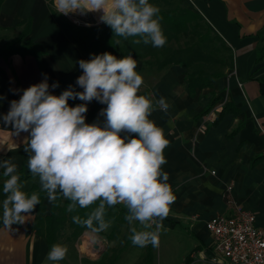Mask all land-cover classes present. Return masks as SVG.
<instances>
[{
  "label": "crops",
  "instance_id": "crops-1",
  "mask_svg": "<svg viewBox=\"0 0 264 264\" xmlns=\"http://www.w3.org/2000/svg\"><path fill=\"white\" fill-rule=\"evenodd\" d=\"M181 3L200 13L225 41L232 53L227 70L212 85L192 90L189 70L183 64L146 70V58L132 57L137 60L136 71L143 80V74L148 79L144 80L146 94H151L153 101L163 97L169 105L166 112L157 106L150 116L170 142L164 151L167 163L163 170L169 174L176 199L162 223L172 230L178 225L190 232L195 241L191 258L205 262L209 249L211 262L217 264L207 219L217 213L232 214L239 206L254 212L257 225L264 226V0ZM91 15L92 21L88 14H57L54 0H0V52L13 41L18 46L29 43L34 50L0 56V96L4 97L0 114H6L10 101L22 94L11 89L39 83L43 74L50 85L59 82L58 88L50 89L53 94L59 95L69 85L82 91L75 84L82 74L77 62L91 55L74 39L73 28L79 25L73 21L91 26L102 23L97 13ZM140 94L144 95L143 85ZM80 103L84 102L69 100L71 106ZM104 107L95 100L90 102L86 121L95 122ZM28 135H14L11 125L0 120V161L12 159L27 193L41 189L27 167L23 142ZM3 171L0 168L1 220L2 189L7 179ZM43 203L45 215H50L52 203L46 194ZM36 215L34 209L24 224L13 225L11 231L0 224V264H52L47 260L50 245L34 227Z\"/></svg>",
  "mask_w": 264,
  "mask_h": 264
},
{
  "label": "clouds",
  "instance_id": "clouds-1",
  "mask_svg": "<svg viewBox=\"0 0 264 264\" xmlns=\"http://www.w3.org/2000/svg\"><path fill=\"white\" fill-rule=\"evenodd\" d=\"M54 8L65 16L100 13V22L116 36L133 38V44L161 48L167 42L159 22L160 9L149 0H54ZM77 63L82 74L75 84L82 91L69 85L59 95L53 94L50 89L58 88L59 82L50 85L43 74L39 83L11 89L22 94L10 101L0 120L11 125L14 135L29 134L23 142L27 167L50 203L62 197L69 201V212L97 204L86 219L73 217L93 233L109 228L106 208L123 205L125 220L132 225V244L158 247L162 222L176 197L163 170L170 142L150 116L157 106L166 112L169 105L163 97L153 101L151 94H140L144 80L131 54L122 58L109 52L91 54ZM77 99L84 103L69 104ZM94 100L106 107L95 122L87 123L88 104ZM0 168L7 178L2 189V222L11 231L13 225L25 223L40 197L23 190L11 158L0 161ZM136 222L142 230L134 226ZM67 252L66 246L54 244L47 260L59 264Z\"/></svg>",
  "mask_w": 264,
  "mask_h": 264
},
{
  "label": "trees",
  "instance_id": "trees-1",
  "mask_svg": "<svg viewBox=\"0 0 264 264\" xmlns=\"http://www.w3.org/2000/svg\"><path fill=\"white\" fill-rule=\"evenodd\" d=\"M162 1L166 0H149L150 3L160 9L159 22L162 31L167 38L166 44L161 48L153 47L151 44L145 45L142 42L140 44H133V38L125 40L123 37L116 36L113 34L111 28L103 23L92 25L90 27L82 26L73 28L74 39L90 55H99L104 52H109L119 58L127 56L129 54L134 57H146L149 54L154 53H156V56L158 54H162L161 59L160 57H155V60L158 62V66L160 68L168 64L178 63H181L188 68L189 71L187 72V78L189 80V85L192 90L197 87L203 88L212 85V81L223 74L221 70L214 69V65H216V62H222L223 64H228L229 66L232 64V53L229 47L219 35L214 33V36L221 40L225 48L229 50V54L227 57H218L217 59L213 58L211 52L204 49L205 46L208 45L209 41H211V33H213V31L211 30L204 17L200 13L188 7H185L181 3V0H177L180 2L179 5L183 6L185 11L188 12L191 16L196 17L199 20H204L205 24L207 25V33H202V31H200V26L198 25V22H196V26L198 27V29L194 26V31L197 34L195 36H198V38L200 39L202 47H192L190 45L188 47L185 46L182 48H171L168 43L173 39L177 40L179 34L185 28L186 22L182 19L179 14H176V11L178 13L177 9L175 10L171 7L164 9L159 7ZM16 42L17 41L11 42L6 51L0 52V56L10 55L15 52L32 53L34 51L31 47H29V45L26 44L18 46L16 45ZM210 107L211 106L208 105L205 110L208 111ZM86 122L88 123L89 121ZM257 158H259V156L256 157V159ZM19 176L21 180L23 176ZM33 192L37 193L40 197V204L35 207L37 215L34 227L36 228L37 232L43 234L46 237L50 248L52 247V245L58 244V240L64 230V225L67 223H74V216L85 218L92 210H94L93 207H89L84 209L77 208L76 211L69 212L67 210V205L69 201L60 197L57 199V201L51 204V214L45 215L46 206L43 203V199L46 193L41 189H37L36 191H31L28 194H31ZM115 208L116 206L112 208H106V213L108 212L110 214H113L112 210ZM117 211L127 213L125 212L127 210L124 207L119 208ZM1 223L2 220L0 219V224ZM86 228L87 227L85 226L82 230ZM147 264H150V262L148 261Z\"/></svg>",
  "mask_w": 264,
  "mask_h": 264
},
{
  "label": "rangeland",
  "instance_id": "rangeland-1",
  "mask_svg": "<svg viewBox=\"0 0 264 264\" xmlns=\"http://www.w3.org/2000/svg\"><path fill=\"white\" fill-rule=\"evenodd\" d=\"M179 4L180 2L177 0H166L162 1L159 5V7L164 9L168 7L174 8L175 10L177 9L178 13L176 11V14H179L186 22L185 28L179 34L177 40H171L168 45H170L171 48H182L190 45L192 47H199L202 44L198 36H195L197 34L194 31V26L198 29L196 26V22H198L200 31H202V33H207V25L204 20H199L191 16L185 11L184 7ZM88 15L92 18L90 19L92 21L93 16L91 13H88ZM73 22L79 25L78 27L87 25L80 21L75 22L74 20ZM211 34L212 39L204 49L210 51L215 59L218 57H227L229 50L225 48L221 40L214 36V32ZM28 44L29 43H27V45ZM142 57L144 59L146 58L147 62L149 61L147 63L148 68L146 67V70H149L150 66H158L155 57H160L161 59L162 54L156 56V53H154ZM228 67V64H223L222 62H216V65H214V69L221 70L222 72H225ZM143 75L145 82H147V77L145 74ZM143 90L144 95H147L148 88L145 86V83L143 84ZM99 119L102 121L103 117ZM90 207L95 208L97 205L94 204V206L92 205ZM117 210L113 209V214L108 212L105 214V219L110 222V226L105 231L95 233L99 238L98 242L100 244L97 242V248L94 246L96 242L91 244V251H85L82 248V244L87 237L86 232L91 231V229L86 228L82 230L85 226L75 222L65 224L58 244H60L62 240V244L67 247L68 252L64 260L60 261L59 264H147L148 261L150 264H213L210 260L212 252L209 249H207L208 258L205 259V262H198L200 260L197 258L194 259L190 257V252L194 248V238L192 235H189L190 232L187 229H181L178 225L174 227L176 230H172L171 226L167 227L166 224H163L160 230V242L158 247H153L150 244L143 248L133 245L129 239L132 234L130 231L132 225H129L125 220V213ZM86 218L87 216L81 219ZM134 226L138 230H142L139 223L134 224Z\"/></svg>",
  "mask_w": 264,
  "mask_h": 264
},
{
  "label": "built area",
  "instance_id": "built-area-1",
  "mask_svg": "<svg viewBox=\"0 0 264 264\" xmlns=\"http://www.w3.org/2000/svg\"><path fill=\"white\" fill-rule=\"evenodd\" d=\"M205 226L217 264H264V226L257 225L254 212L236 206L232 214L211 216Z\"/></svg>",
  "mask_w": 264,
  "mask_h": 264
},
{
  "label": "bare ground",
  "instance_id": "bare-ground-1",
  "mask_svg": "<svg viewBox=\"0 0 264 264\" xmlns=\"http://www.w3.org/2000/svg\"><path fill=\"white\" fill-rule=\"evenodd\" d=\"M97 14L100 15V13H97ZM86 235H87V237H86V240L84 241V243L82 244V248L85 251H91L92 250L91 244H93L94 242L97 243L99 238L97 237V235L95 233H93L91 231H87Z\"/></svg>",
  "mask_w": 264,
  "mask_h": 264
},
{
  "label": "water",
  "instance_id": "water-1",
  "mask_svg": "<svg viewBox=\"0 0 264 264\" xmlns=\"http://www.w3.org/2000/svg\"><path fill=\"white\" fill-rule=\"evenodd\" d=\"M94 246H95V248H97L98 247L97 243Z\"/></svg>",
  "mask_w": 264,
  "mask_h": 264
}]
</instances>
